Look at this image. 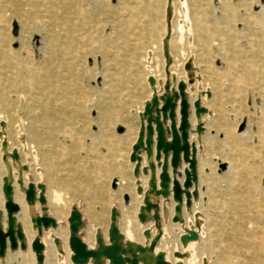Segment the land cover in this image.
I'll list each match as a JSON object with an SVG mask.
<instances>
[{
    "label": "rangeland",
    "instance_id": "rangeland-1",
    "mask_svg": "<svg viewBox=\"0 0 264 264\" xmlns=\"http://www.w3.org/2000/svg\"><path fill=\"white\" fill-rule=\"evenodd\" d=\"M164 3L97 0L99 8H95V4L85 5V0H0V112H5L8 145L17 146L23 159H29L25 180L45 184L48 207L61 209L60 219L68 225L40 236L57 263L59 253L67 251L72 206L81 213L84 229L99 228L98 219L90 224L83 197L90 199V210L101 212L105 219L110 208L122 210L117 225L123 243L139 244V220L131 216L127 202L121 204L123 192L112 188L114 179L123 184L122 174L133 183L127 144L117 146L115 140L126 120L137 125L136 111L149 100L151 75L145 54L157 57L150 65L162 72L159 37L166 24ZM187 3L191 35L184 33L179 42L174 29L169 49L174 66L182 71L185 58L194 55L201 83L210 89L209 96L202 98L210 113L204 117L209 134L197 160L201 194L191 200L182 223L191 226L194 212L202 219L204 234L193 249L197 261L264 264V62H259L263 58L257 56L259 48L254 44L264 30L256 23L261 2ZM78 6L84 12L75 11ZM176 19L184 18L175 13L172 21ZM17 95L27 103L24 151L16 140ZM103 106L108 108V118ZM115 108L118 117L112 114ZM243 121L244 128L238 131ZM185 167L181 163L179 170ZM54 190L62 197L58 204L51 199ZM131 190L134 194L133 186ZM74 193L77 197L71 200ZM170 238L164 236L161 251L173 262L180 242L178 237L168 244ZM104 242L108 244V237ZM183 260L187 264L189 257ZM101 264H108L107 260ZM139 264H151L150 254L141 257Z\"/></svg>",
    "mask_w": 264,
    "mask_h": 264
},
{
    "label": "bare ground",
    "instance_id": "bare-ground-1",
    "mask_svg": "<svg viewBox=\"0 0 264 264\" xmlns=\"http://www.w3.org/2000/svg\"><path fill=\"white\" fill-rule=\"evenodd\" d=\"M218 1H220V0H218ZM164 2L165 3H164L163 17L165 19L166 24L164 27L163 36L159 37V38H161L159 49H160L161 57H162V72H160V70H158L156 66L150 65V62L152 60L157 59V57L153 56V54L151 52H148L147 54H145V58H144L145 62L147 64L146 67L148 68V75H151L149 77H153V79H154L153 83H150L148 81V84H149V98L148 99L151 98V96L154 92H156L157 94H161L164 92V85H165L166 79L170 81L171 87H176V84L178 83V81H181V80L186 83V94H187V99L189 102V109H190L189 118H188L189 124H190L189 142H191L195 145L196 150H197L196 158L198 160V155L202 150L201 143L203 141V138L206 139L207 134H209V132H208L209 128L207 127V124L204 121V117H207L209 115L210 111L203 105L202 98L207 97V92L210 93V89H209V87L203 86V84L201 83V74H200V71H199L196 63H195V57L193 54L189 55L184 60V64L187 62L191 63V68L189 70H185L184 65H183L184 71H182L181 67L177 68L176 66H174V59L172 57L171 50L169 49L170 48L169 47L170 42H171V33L173 32L174 29H176L178 31V41L179 42L181 40H183V37L185 35L184 33L191 35V26H190V24L186 18L187 9H188L187 0H164ZM93 4H95V8H99V5L97 4V0H85V5L92 6ZM262 9H263V4L260 5L258 11H256V16H257L256 23L262 29H264V26H263V22H264L263 15L264 14H263ZM74 10L79 12V13L84 12V9H81L80 6H78ZM118 12H120V11H118ZM122 13H124V12H122ZM175 13L180 14V16L184 19L183 20L182 19H176V21L173 22L172 18H173V15ZM128 14H129V12H128ZM56 30L57 29H55L54 31H56ZM256 31H258V30H256ZM244 35H242V36H244ZM233 37H234V35H233ZM246 37H248V36L246 35ZM19 38L23 44V36H22L21 31H20V37ZM187 43L190 45V48L192 49L193 45H192L191 38H189V39L187 38ZM254 44L256 45L257 48H259V53L257 54V56H260V55L262 56L263 59H261V60L259 59V62H262V64H263V62H264V30L262 33H260L259 35H257L255 37ZM201 48H202V46H201ZM39 49L41 50V48H39ZM182 51H181V53H182ZM28 53L31 54L32 51H28ZM200 55H201V53H200ZM0 57H2V56L0 55ZM26 67L28 70L29 67L28 66H26ZM98 68H99V66H98ZM166 70H168L169 74H166ZM27 72H29V71H27ZM188 75H190V77H188ZM188 78L192 79V83L189 84L187 82ZM2 92H3V90H2ZM15 98H16L15 99V102H16L15 110H16V112H17V109L19 107L22 110L21 113H17L18 114V118H17V121H18L17 124L18 125H17V130H16V140L21 142V145L23 146V148L22 147L21 148L24 151L26 149L25 147H27L26 146L27 142H26V139H25V136L23 133L24 128H25V121H26L25 115H26V111H27V103L25 101V98L22 95H17ZM197 99H199L200 105L207 109V112L205 114L201 115L200 117H195V115H194L193 102ZM143 107H144V103H143ZM143 107H141L139 110L136 111V116L138 119H139V113L142 112ZM107 109L108 108L106 106L105 107L103 106V108H102V113L104 115V118H108ZM112 114L115 115L116 117L119 116V111L117 110V108L114 109ZM4 115H5V112L1 111L0 112V168L3 167L5 173H4V175L0 174V187L5 182L12 183V187H13L12 199L19 206V211L15 214V221L21 227V230H22L24 238H25L26 248L24 250H22L18 246L16 248V250H11L9 248L8 240H6L5 253H4V257L0 258V264H27L29 262L28 258L30 259V264H36L35 253L30 249L31 248V242L34 239V237L37 235V231L33 226L32 219L34 217H36L37 215L40 216L43 213H47L49 216L54 218V220L56 222L55 228L59 227V229H60L64 226L67 227L68 225H65L62 222V220L60 219V216L62 214L61 209L55 208V209L51 210L48 207V193H47L46 189H45V199H47L46 204H45L46 210H42V206L39 205L38 202H36L34 205L26 204V202L24 200L23 188H25L27 186L28 182L25 180V176H24L25 174L23 173L24 171L22 170V166L26 165V167H27L26 163H28L29 159L28 158L23 159V157L20 155V152H19L17 146L8 145L7 133L5 131V127L7 126V123H6V120L3 118ZM176 116H177L176 120H177V122H179L178 109L176 112ZM243 122L245 123V121H243ZM115 123H116V121H115ZM198 124H202V126H203V131L201 133L196 132V126ZM124 126H125L124 128L122 127L123 128L122 133L115 140L116 141L115 144L117 146L120 144L121 145L127 144V147H128L127 155H130L131 146L135 143V141L137 139L140 121L134 127V124H131V122L129 120H126ZM3 140L6 141L5 145L2 144ZM113 143L114 142H111V144H113ZM14 144H15V142H14ZM14 150L18 154V159H13L11 157L12 152ZM151 160H152V158H150V159L147 158L144 153L141 154V162H140V168H139L140 173L138 176H134L133 171H132V175H133V183L132 184H130V182L127 181L126 175H124V174H122L124 180L122 181L123 184L121 186H119L117 179H114L112 182V188H119V190H120L119 192H123L122 197H121L122 200L120 198V201H122L121 204L124 201L127 202L126 204H128V208L130 209L129 213L135 219L137 218L140 207L143 205V199H144L145 195H147L149 198H151V200H154V201L158 200V208H157V210H155L156 212L159 213V216H160V218L158 220H154L152 218V215L155 212L153 210H151V212L146 215L147 218H146L145 222H140V221H137V219H136L137 225L139 226V228H138L139 229V234H138L139 245L148 246V244L155 237V235L158 233V231L161 230L162 236L155 246L154 253H153V254H155V253L161 251V243H162L165 235L171 236V238L168 241V244H170V243H173L176 240V238H178L180 235H182L187 229H194L198 233V239L196 241L188 242L185 247H182V245L180 244L179 245V247H180L179 252L185 253L187 255V257H189V260H187V262H186L187 264H206L207 261H203L202 259L197 261L195 255L193 254L194 247L196 246L197 242L199 240H201V238L203 237V234H204V227H203L202 219L196 218V215L194 212L191 215V220L189 221L192 224L191 226L186 227L182 222L172 223L169 220H167L168 218H171L174 215V206L176 205V203L172 200L171 195L168 199H163L162 197L156 198L155 196H153L151 193L148 192V181L150 178V171L148 170L147 175H143L142 168L146 167L148 165L149 161H151ZM24 161H25V164H24ZM134 166H135V163L130 164L131 169L134 168ZM159 171H160V168L156 167L155 176H156L157 181H158ZM197 174H198V181H197L196 185H193L190 188V191H192V189H197L198 196L196 199H192V202L196 201L200 197V194H201L199 186H198L199 185L198 184V182H199V166L197 167ZM19 179L23 183V188L17 183V180H19ZM182 181H183V178H180L179 182L181 184H182ZM29 182H32V181H29ZM34 184H36V183H34ZM64 185H65V183H64ZM138 185L142 188L141 193H138L136 190ZM132 186L135 189L134 194L132 193V190H131ZM76 194L77 193L72 194L70 199L75 200L76 199L75 197H77V196H75ZM125 196L127 197V200L124 199ZM78 197H80V196H78ZM51 199L56 204L61 202L62 197H61L60 191L54 190L51 194ZM83 201L86 203L84 210L87 212V215L90 219V224L95 222V221H93L94 219L95 220L98 219L99 220L98 221L99 228L92 231V229L90 227L86 228V229L81 227L78 231V236L87 245V247L89 249H93L96 247V235H97V233H99V232L101 233L103 240L106 237H108V228H109V223H110L109 215L110 214L108 215V219H105L104 216H102V214H100L101 212L99 214H95L94 212H92V210H90V208H89L90 204L88 202V201H90L89 198L83 197ZM4 202H5L4 196L0 193V213L2 214L1 225H2L3 229H5L7 226L6 225V211L4 209ZM183 203H184V196H183ZM110 210H111V208H110ZM110 210H109V213H110ZM186 210L187 209L183 206L182 207L183 220L186 217L185 216ZM121 212H122V210H120V212H119V217H120ZM119 217H118V220H119ZM81 218L83 220L82 215H81ZM28 220L31 222L30 226H29ZM196 222L199 223V227H196V225H195ZM30 228H33L34 231H31ZM55 228H48L46 230H52ZM46 230H43L42 234ZM144 231H148L149 236L144 235ZM177 232H178V234H177ZM40 241L44 245L43 264H72L73 263L71 261L72 252H71L69 246L67 247L66 252L59 253V263H57V261H55V258H53V256L50 255L51 254V247L46 246L47 244L45 242H43L44 241L43 238H40ZM128 242L131 243V240ZM259 249H260V247H259ZM45 251L47 252V254H45ZM165 253H166L165 259L170 261L168 258V253L167 252H165ZM144 255L140 254L139 257L141 258ZM204 260H205V258H204ZM176 261H180V259L173 258V262H176ZM183 261H185V260H183ZM107 263H108V261H107ZM85 264H101V263H96L95 260L90 258L88 260V262Z\"/></svg>",
    "mask_w": 264,
    "mask_h": 264
},
{
    "label": "water",
    "instance_id": "water-1",
    "mask_svg": "<svg viewBox=\"0 0 264 264\" xmlns=\"http://www.w3.org/2000/svg\"><path fill=\"white\" fill-rule=\"evenodd\" d=\"M263 4L264 14V0H260ZM13 37H17V25L14 23L12 31ZM191 63L184 64V69L189 70ZM166 74L168 70H166ZM190 77V75H188ZM150 83L154 82L153 77H149ZM189 84L192 79L188 78ZM209 96V92H207ZM21 106V105H20ZM178 106L179 122L176 120V108ZM194 115L200 117L207 112V109L200 105L199 99L193 102ZM19 107L17 113H21ZM189 102L186 94V83L178 81L176 87H171V83L166 79L164 85V92L157 94L154 92L151 98L144 102V107L139 113L140 126L135 143L131 147L129 161L135 163L133 168V175L138 176L140 171L141 154H145L147 158H152L146 167L142 168L143 175H147L150 171V178L148 181V192L156 198L162 197L168 199L171 195L172 200L176 203L174 206V215L171 217L172 223L182 222V207L183 204L186 209H189L191 200L196 199L198 196L197 189L190 188L196 185L198 181L197 174V158L196 147L193 143L189 142ZM244 122L239 126L238 131L244 128ZM119 132L123 128L118 129ZM203 131L202 124L196 126V132ZM3 145L6 141L3 140ZM11 157L18 159V154L14 150ZM181 163L185 164L182 172L179 170ZM156 167L160 168L158 174V181L155 176ZM27 169L26 165L22 166V170ZM183 174L182 184L178 178ZM17 183L23 188V183L19 179ZM2 193L5 199L4 209L6 211V228L3 229L1 225L2 214L0 213V257H3L6 249V240L9 242V248L15 250L18 246L24 250L26 248L25 238L21 227L15 221V214L19 211V206L13 201V187L12 183L5 182L2 185ZM137 192L141 193L142 188L138 185ZM24 200L28 205H34L36 202L42 206V210H46L45 204V184L42 182L34 184L28 182L27 186L23 188ZM184 196V203H183ZM127 200V197L124 198ZM158 208V200H151L147 195L143 199V205L140 207L137 218L140 222L146 221V215L155 211ZM119 211L117 207H112L110 210V223L108 228V244L103 240L101 233L96 235V247L89 249L87 245L78 236V231L83 225L81 213L77 207L72 206L69 217V237L68 246L72 252L71 261L74 264H85L90 258L95 260L96 263H104L105 260L108 264H139L140 257L138 254H150L152 264H184L181 260L185 259L187 255L176 251L173 253L175 258L180 261L170 262L165 259L163 251L155 254L154 249L162 236V231H158L155 237L150 241L148 246L139 244L132 245L130 242L123 243V235L119 231L117 221ZM154 220L160 218L158 212L152 215ZM197 218V215H196ZM33 226L37 231V235L31 242V250L35 253L36 264H43V249L44 245L40 241V236L43 230L48 228H55L56 222L53 217L47 213L36 216L32 219ZM199 227V223H195ZM144 235L149 236L148 231H144ZM198 233L194 229H187L182 235L179 236V242L182 247H185L188 242L196 241ZM19 242V243H18Z\"/></svg>",
    "mask_w": 264,
    "mask_h": 264
},
{
    "label": "crops",
    "instance_id": "crops-1",
    "mask_svg": "<svg viewBox=\"0 0 264 264\" xmlns=\"http://www.w3.org/2000/svg\"><path fill=\"white\" fill-rule=\"evenodd\" d=\"M109 220H110V216H109Z\"/></svg>",
    "mask_w": 264,
    "mask_h": 264
}]
</instances>
